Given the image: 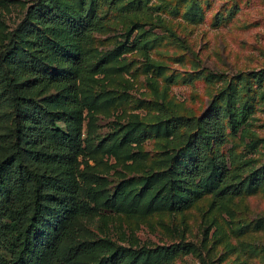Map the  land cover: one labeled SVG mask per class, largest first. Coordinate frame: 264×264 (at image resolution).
I'll return each mask as SVG.
<instances>
[{"label": "trees", "instance_id": "trees-1", "mask_svg": "<svg viewBox=\"0 0 264 264\" xmlns=\"http://www.w3.org/2000/svg\"><path fill=\"white\" fill-rule=\"evenodd\" d=\"M149 1L28 0L4 30L0 264H170L199 254L201 247L184 234L151 242L116 236L104 211L176 212L205 195L209 209L228 208L264 187V161L256 164L255 156L230 145L235 137L246 149L260 141L252 123L255 92L264 95V66L233 74L199 113L174 112L157 101L152 118L134 112L116 119L107 133L95 127L94 111L108 103L96 91V73L118 71L124 52L148 41L135 35L98 49L94 41L105 28V9L137 13L152 6ZM185 14L194 18L202 11L188 8ZM137 25L134 19L128 30ZM196 70L208 80L222 76L206 67ZM153 136L162 147L149 153L140 146ZM101 151L133 163L152 161L111 183L97 166ZM251 227H264V214L234 229Z\"/></svg>", "mask_w": 264, "mask_h": 264}, {"label": "rangeland", "instance_id": "rangeland-1", "mask_svg": "<svg viewBox=\"0 0 264 264\" xmlns=\"http://www.w3.org/2000/svg\"><path fill=\"white\" fill-rule=\"evenodd\" d=\"M24 1L28 0H0V41L4 30L21 16ZM149 4L137 13L105 9V28L94 41L98 49L135 35L148 41L146 46L127 49L116 62L122 65L118 71L96 73V91L108 98L106 107L94 111L100 132L107 133L116 119L127 120L134 112L152 118L163 101L174 112L199 113L233 74L264 66V0H150ZM188 8L201 10V16H187ZM134 19L140 25L130 31ZM154 63L162 67L156 69ZM202 67L222 76L208 80L196 70ZM258 90L252 127L261 137L259 143L246 149L240 137L230 141L236 150L255 156L256 164L264 161V95ZM140 147L152 153L162 147V140L153 136ZM89 160L96 162L94 157ZM151 161L149 157L133 163L131 158L101 151L97 166L114 183L123 175L141 172ZM209 203L210 196L205 195L176 212H104L116 236L151 242L184 234L201 247L199 254L178 256L170 264H264V227L234 229L264 214V187L237 197L228 208L209 209Z\"/></svg>", "mask_w": 264, "mask_h": 264}]
</instances>
